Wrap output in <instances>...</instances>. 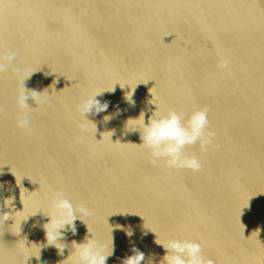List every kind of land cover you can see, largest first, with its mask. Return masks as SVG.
<instances>
[{"label":"water","instance_id":"obj_1","mask_svg":"<svg viewBox=\"0 0 264 264\" xmlns=\"http://www.w3.org/2000/svg\"><path fill=\"white\" fill-rule=\"evenodd\" d=\"M9 52L0 212L12 214L0 219V264H71L85 236L112 243L106 264L132 248L160 264L156 238L199 243L213 264H264V0H0V55ZM45 90L39 107L28 101L31 130L19 129L18 96ZM99 91L108 108L85 122L77 106ZM151 100L185 120L208 109L213 144L184 149L199 171L152 165L126 130L142 111L148 122ZM58 192L91 212L75 235L61 230L63 255L42 227Z\"/></svg>","mask_w":264,"mask_h":264},{"label":"clouds","instance_id":"obj_2","mask_svg":"<svg viewBox=\"0 0 264 264\" xmlns=\"http://www.w3.org/2000/svg\"><path fill=\"white\" fill-rule=\"evenodd\" d=\"M15 56V52L0 55V74H3L7 70L15 59ZM219 67L227 69L228 62H222ZM33 73L28 75L26 79L30 78ZM114 90L113 87L109 92ZM104 92L105 91H99L93 93L77 106V111L85 122L93 123L87 118L88 115L95 116L107 110L108 102L101 103V101L96 98ZM149 92L152 96L151 89H149ZM43 93L49 95L48 91L45 90L43 92L31 91L30 95L28 91H24L18 96L17 107L20 114L17 118V127L19 129L31 130L27 111L33 106H30L28 101L31 100L36 107H39L47 99V97L42 95ZM125 99L130 104H134L132 100V91H130L129 95L125 96ZM152 100L150 103L154 104ZM207 112V108L195 110L185 120L183 114H179L174 110H168L166 115L160 114L155 105V111L152 116L149 117L147 123H145V113L142 111L137 118H130L127 121L126 130L129 132H139L141 143L138 146L150 150L151 159L149 162L152 165L156 166L158 162L162 160L168 168H185L196 172L201 169V163L198 157L195 155H185L184 149L186 146L199 143L200 151L205 152L208 150V147L213 144L215 134L207 131L209 126ZM110 119L111 116L104 117L105 121ZM129 123L135 126L129 128ZM81 126L83 127V124ZM12 203V198H8L4 201L3 206L11 207ZM50 208L51 211L48 214H44L49 217V220L42 226L45 232L46 243L47 245L55 246L59 254L63 255V251L67 245H61L60 243V240L64 237V232L61 230H70L72 234L75 235L76 228L74 221L80 219L81 216L91 215V212L83 206L74 207L68 199L64 198L63 193L59 192L54 195L50 203ZM11 214L12 213L8 212H0V219L6 221ZM256 232L257 235H259V229H257ZM128 235L131 236L132 233L129 232ZM155 243L162 246L165 250L160 264H213L211 260L204 257L201 245L192 240H159L156 238ZM72 249L73 251L67 257L71 260V264H106L108 257L111 256L114 251L112 243L111 250L106 251V245L99 243L89 236H85L84 241L80 243L73 241ZM131 251L133 254L123 258L121 264H141L145 259L144 253L140 252L138 249L132 248Z\"/></svg>","mask_w":264,"mask_h":264}]
</instances>
